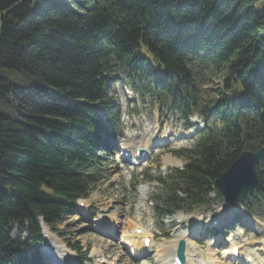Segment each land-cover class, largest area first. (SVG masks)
<instances>
[{"label": "trees", "instance_id": "1", "mask_svg": "<svg viewBox=\"0 0 264 264\" xmlns=\"http://www.w3.org/2000/svg\"><path fill=\"white\" fill-rule=\"evenodd\" d=\"M196 66L222 75L213 97ZM0 69L33 82L0 77V264H42L39 220L55 230L99 183L98 152L121 134L117 70L186 122L215 121L177 153L186 163L162 180L158 214L220 200L218 175L264 147V0H0ZM256 177L240 199L251 213L264 207V158Z\"/></svg>", "mask_w": 264, "mask_h": 264}, {"label": "rangeland", "instance_id": "2", "mask_svg": "<svg viewBox=\"0 0 264 264\" xmlns=\"http://www.w3.org/2000/svg\"><path fill=\"white\" fill-rule=\"evenodd\" d=\"M196 69L204 89L203 95L213 97L220 86V76L222 75L212 76L209 70L207 69V71L203 66H196ZM208 72L209 75L207 74ZM0 77L7 79L16 86H28L33 83L30 78L24 77L21 73L14 70L0 69ZM112 78L113 80L108 84L109 93H111V96L113 95L119 108V120L123 128V136L116 142H112L113 144L110 143L107 153H100L101 157H103L99 163L102 169L100 181L90 192L89 197L82 200L85 207L88 206L89 208L84 209L79 206L78 211L80 214L65 215L61 222L54 225L55 230L49 229L47 239L44 237L46 236L44 231L42 232L45 239L44 244L40 247V256L41 259L47 260L49 264H56L55 259L48 258L44 254V251L49 249L47 245L53 249L51 244L62 248L64 252L68 248L70 249V244L82 246L83 249L88 251V264L96 262H101V264H155L156 260L153 258L152 252L154 251L152 249L157 248L160 243L171 241L184 225L191 227L194 218L203 217L204 219H210L212 216L228 210L222 199L216 202L208 200L206 205L199 208L191 207L190 209L185 208L175 212L174 214L181 213L186 217L190 216V218L184 219L181 223L174 218L172 219V216L167 222L164 220L166 219L165 217H158L153 205L156 206L160 202L154 199L158 195H162L164 188L158 183L157 178L163 175L166 176L170 169L181 167L186 162L185 158L178 157L176 152L191 148L199 139L202 131L200 133L192 132L189 130L191 128H186L187 126L183 122L182 116L174 111H168L156 96L149 92L144 95L138 92L136 88L127 83L129 77L126 73L117 70L113 73ZM202 119L205 120L199 113H194L191 116L192 123L196 122L198 127L202 123ZM205 121L210 126L204 129L203 132L215 125V121L212 119H206ZM137 132L147 134L142 139V142L150 141V139L153 142L149 147L148 161L143 162L126 174L123 172V167H127V164L116 163L115 157L121 155L120 143L125 141L130 134ZM161 137L164 138L162 139ZM110 151L113 152L112 155H108ZM172 158L180 160L181 164L178 166L164 165V162L174 161L172 163H175L177 161ZM167 159L168 161H166ZM140 185L146 189L147 200L144 202L145 209L139 211L140 214H138L135 213V206L139 203L137 187ZM211 197L213 196L211 195ZM90 209L93 212L91 217L89 216L91 215ZM241 215L247 216V213L242 212ZM257 216L259 217V219L257 218L258 222L261 223V225H258L260 231L255 228L254 224L250 225L249 228L242 229L241 233L235 234V241L238 244H242L244 248L258 246V251L261 257L264 258V254L261 253L260 249L262 244H264V213L257 214ZM103 217L107 218L105 221L108 224H113L112 218L117 220V223L114 222L115 229L113 233L108 234V228L105 230L96 228V219ZM238 221V225L242 227L239 219ZM102 224L104 225L103 222ZM135 225L142 227L146 234H152L154 240L151 251L148 250L141 255V257H144V261L137 260L136 257H128V254H126L119 243L121 234L127 231L132 232L129 226L133 228ZM195 230L199 231V229ZM233 232L232 229L229 234H233ZM15 235L16 231L12 230L11 236L14 238ZM97 248L101 252H94ZM198 248L205 249L206 247L200 244ZM156 251L155 254L157 253ZM73 254L75 255L74 252ZM256 255L258 256L257 253Z\"/></svg>", "mask_w": 264, "mask_h": 264}, {"label": "bare ground", "instance_id": "3", "mask_svg": "<svg viewBox=\"0 0 264 264\" xmlns=\"http://www.w3.org/2000/svg\"><path fill=\"white\" fill-rule=\"evenodd\" d=\"M139 133H142V134H139ZM145 134L146 133H143V132L133 133L132 135L130 134L129 136H127V138L125 139V141H122L120 143L121 150L122 149H126V148H130L132 150H134L136 148L148 149L149 148V145L153 142V140L150 139V141L146 140L145 142L144 141L142 142V139H144L147 136V134L146 135ZM161 138L163 139L164 137H161ZM172 159L177 160V161L175 163H172L174 161L164 162V165H180L181 164L180 160H178L176 158H172ZM166 161H168V159ZM178 161H179V163H177ZM129 168L130 167L123 168V172H125V169H129ZM119 177L121 178L120 175H119ZM138 191H139V202H140V201H143L146 198V189H144V188H142V186H140V187H138ZM140 210H143V209H140ZM80 211H82V210H80ZM239 213H240V211H236L232 215L230 214L229 217L234 218V221L236 223L237 222L236 216ZM105 219L107 220V218H105V217L99 218V219H97V222H99V223H102L103 222L104 223V225H103L104 227L102 228V230H105V229L108 228V234L109 233H113L114 232V229H115L114 224L117 223V220L115 218H112L111 221H113V224H110V223L108 224V222L105 221ZM174 219H176L177 221L180 222V221H182L184 219V216L182 214L178 213V214H175ZM198 221H200V219L199 218H196L195 222H198ZM209 223H211V221H209ZM254 226H255L256 229H258V227H257L258 225L257 224H254ZM135 228H137V227L136 226L133 227V231H132V235H131V237H133V239H130V237L128 236V234H126V235L124 234L120 238V243L126 247V249L128 250L127 253L129 254V257L130 258L131 257H136V256L141 257V255L144 252H147L148 250L151 251V248L154 245V242H152V240H151V243L149 244V247L144 248L141 244H138L137 245L138 242L136 241V238H135L136 236L134 235ZM129 229H130V226H129ZM42 231H44V233L46 234V236H44L46 238L49 235V229H48V226L45 225V224H43V223H42ZM259 231H260V229H259ZM184 233H186V231H180V232H178V234H176L171 241L160 243L159 246L153 250L154 251V255L156 256V258H155V260H156L155 264H170L171 263L172 257L174 256V253L172 252L171 247H172V245L175 246V243H177V240L180 237H182ZM52 240H54V239H52ZM228 241H230V238H228ZM131 242H133V243H131ZM46 245H47V243H46ZM231 245H234V244L231 243L229 245L228 250H227L228 256H230V257H232V255L230 254V246ZM47 246H48L49 249L47 248L48 250H45L44 251V254L48 258L52 257L59 264H63V263L66 264V262H68V260H70V258L72 257V252L69 249L68 250H65L66 252H64L62 250V248H59L56 245L51 244V247H53V249H51L49 247V245H47ZM188 247H194V244L191 243L189 240H188V243H187V248ZM186 250H188V249H186ZM261 250H263V246L261 247ZM155 251L157 252L156 254H155ZM94 252H101V251H100L99 248H97V249L94 250ZM137 252H139V253L136 255ZM242 252H246V255L247 256H248L249 253L253 254V256L255 257V260H256V262L258 264H264V259L258 253L259 252L258 251V247H251V248H248V249H243L240 246L239 249H238V252H237L238 253V256ZM256 253L258 254V256H259L260 259L258 258V256L256 255ZM208 262L210 264H221L219 262V260H217L215 258L209 259ZM71 264H75V263L74 262H71ZM94 264H101V262H96ZM186 264H193L190 261V258H189L188 255H187Z\"/></svg>", "mask_w": 264, "mask_h": 264}, {"label": "water", "instance_id": "4", "mask_svg": "<svg viewBox=\"0 0 264 264\" xmlns=\"http://www.w3.org/2000/svg\"><path fill=\"white\" fill-rule=\"evenodd\" d=\"M264 156V147L257 151L245 150L220 173L215 180L218 193L228 205H235L248 190L257 187L256 165ZM183 243L180 242L178 256L182 259Z\"/></svg>", "mask_w": 264, "mask_h": 264}]
</instances>
